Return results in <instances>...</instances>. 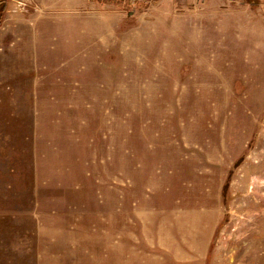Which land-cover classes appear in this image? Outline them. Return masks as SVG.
<instances>
[{"label":"rangeland","instance_id":"rangeland-1","mask_svg":"<svg viewBox=\"0 0 264 264\" xmlns=\"http://www.w3.org/2000/svg\"><path fill=\"white\" fill-rule=\"evenodd\" d=\"M249 1L92 3L118 23L0 6V264H264Z\"/></svg>","mask_w":264,"mask_h":264},{"label":"crops","instance_id":"crops-1","mask_svg":"<svg viewBox=\"0 0 264 264\" xmlns=\"http://www.w3.org/2000/svg\"><path fill=\"white\" fill-rule=\"evenodd\" d=\"M29 2L34 3L35 12L37 11L29 16V20L11 14L8 3L2 23H112V21L118 23L111 15L113 12L96 8L92 4L96 2L89 3L87 0H29ZM159 3L158 6L164 3V0ZM242 3L250 7L255 6L253 1L249 0H242Z\"/></svg>","mask_w":264,"mask_h":264},{"label":"built area","instance_id":"built-area-1","mask_svg":"<svg viewBox=\"0 0 264 264\" xmlns=\"http://www.w3.org/2000/svg\"><path fill=\"white\" fill-rule=\"evenodd\" d=\"M88 2H96L100 4H105L108 2H119L123 3L129 7L135 8L140 5H152L154 4L157 0H87Z\"/></svg>","mask_w":264,"mask_h":264},{"label":"trees","instance_id":"trees-1","mask_svg":"<svg viewBox=\"0 0 264 264\" xmlns=\"http://www.w3.org/2000/svg\"><path fill=\"white\" fill-rule=\"evenodd\" d=\"M2 5V11H5V2H0V6ZM1 8V7H0Z\"/></svg>","mask_w":264,"mask_h":264}]
</instances>
